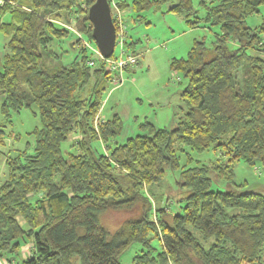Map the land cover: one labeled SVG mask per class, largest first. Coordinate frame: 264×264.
Listing matches in <instances>:
<instances>
[{
  "label": "trees",
  "instance_id": "16d2710c",
  "mask_svg": "<svg viewBox=\"0 0 264 264\" xmlns=\"http://www.w3.org/2000/svg\"><path fill=\"white\" fill-rule=\"evenodd\" d=\"M95 1L0 5V31L9 38L0 71L2 111L9 117L34 104L42 121L33 133V151L12 159L0 184V260L122 264L121 254L138 244L133 264H264V195L239 187L215 191L211 178L214 173L234 184L241 161L264 169V24L247 25L264 0H198L205 22L221 32L211 56L203 41H195L186 58L172 62L188 80L181 93L185 110L172 129L147 123L148 133L122 144L115 142L119 116H99L104 92L118 73L88 55L82 39L72 46L80 49L72 62L55 54L49 62L45 55L72 34L61 21L67 27L74 22L94 41L88 9ZM127 1L119 0L120 10L129 7ZM157 1L133 0L134 9ZM194 1L179 0L170 11L189 17L196 14ZM8 13L11 21L2 22ZM198 23L197 17L190 21ZM210 149L218 155L210 164L194 159L193 153ZM167 171L178 172L176 188L188 191L177 209L172 199L163 203ZM109 212L135 214L110 233L101 221ZM27 245L30 253L20 259Z\"/></svg>",
  "mask_w": 264,
  "mask_h": 264
},
{
  "label": "rangeland",
  "instance_id": "374dc122",
  "mask_svg": "<svg viewBox=\"0 0 264 264\" xmlns=\"http://www.w3.org/2000/svg\"><path fill=\"white\" fill-rule=\"evenodd\" d=\"M159 1V0H158ZM153 2L151 7L136 11L133 0H128L129 7L120 10L125 27V51L134 55L137 63L122 73L120 80L109 83L104 92L103 104L99 116L102 120L113 119L118 115L121 121V134L115 142L125 143L129 138L148 133L147 123L152 124L156 129H172L178 116L182 114L181 93L188 80L181 71L172 68L175 59H182L188 56L189 51L194 46L195 41H203L209 48V55L213 53V45L216 43V36L220 34V27L209 25L205 22V9L198 0L194 1V11L196 14H177L170 11V8L177 4L179 0H162ZM118 4L119 0H115ZM4 2L0 1V5ZM116 4V10L118 8ZM113 11V10H112ZM199 19L197 26L190 24V21ZM11 14L2 17V22H10ZM58 22L60 26L70 29L71 36L62 42L55 41L50 45V51H45L49 62L55 61L54 55L62 57V62L67 64L80 56V49H73V44L78 39H83L90 48L81 40L80 45L89 49L88 55H95L91 48H97L94 41L90 40L72 23ZM76 22V21H75ZM264 24V7L259 9V13L247 18V25L251 28H259ZM264 38V37H263ZM72 39V42L68 43ZM120 40V38H119ZM9 38L0 31V71L5 55L8 53ZM72 44V45H71ZM70 47L71 50L68 49ZM232 49L236 48L235 43H230ZM91 49V50H90ZM62 54V55H60ZM122 47L117 44L114 52V59H120ZM126 56L124 55L123 58ZM97 58V57H96ZM4 96L0 94V184L8 179L9 162L22 152H32L35 145L34 132L42 128V121L39 109L36 105L24 108L20 112H11L6 117L2 111ZM178 114V115H177ZM71 141L63 144V150H70ZM100 148L104 145L100 142ZM196 160L210 164L218 155L213 149L201 154L193 153ZM234 184L221 179H217L214 173L211 174L212 189L215 191H230L238 188L245 191H253L264 195V169L260 166H249L241 161L235 168ZM179 173L167 171L166 180L163 182L161 194L164 196L163 203H172L177 209V200L188 195V191L176 188V180ZM170 196V197H168ZM165 197L168 200H165ZM171 204V203H170ZM169 204V205H170ZM134 212H109L101 218L102 224L110 233H113L123 220L133 216ZM20 224H24L18 218ZM29 245L23 247L21 258L30 253ZM141 250L138 244L129 246L120 256L122 264H133V258ZM29 252V253H28ZM264 259V251H263ZM13 258V257H11ZM19 260V259H17ZM17 260L9 262L7 259L0 260V264H18Z\"/></svg>",
  "mask_w": 264,
  "mask_h": 264
},
{
  "label": "water",
  "instance_id": "95a60500",
  "mask_svg": "<svg viewBox=\"0 0 264 264\" xmlns=\"http://www.w3.org/2000/svg\"><path fill=\"white\" fill-rule=\"evenodd\" d=\"M88 18L98 50L109 59L115 52L117 34L109 0H96L88 9Z\"/></svg>",
  "mask_w": 264,
  "mask_h": 264
},
{
  "label": "built area",
  "instance_id": "2783aa9c",
  "mask_svg": "<svg viewBox=\"0 0 264 264\" xmlns=\"http://www.w3.org/2000/svg\"><path fill=\"white\" fill-rule=\"evenodd\" d=\"M0 1H3L5 3L6 0H0ZM116 4L117 3L115 2V0H111V9L113 10L112 16H113L115 27H116V24L118 25V31L116 29V32H117V34H116V46H117V44H120L122 47L121 58L120 59H111V60L105 59L101 55L98 48H95V49L91 48V49L95 53L96 56H98L99 58L103 59L106 62V65H107V68L109 69V71H113V72L118 73V76L114 79V81L120 80L122 82L123 69L127 66L135 65L137 63V58L134 55L127 54V52L125 51V44L126 43L124 41V36H125L126 32H125V27L123 24L122 13H121L120 9L116 10V7H115ZM119 38H120V40H119ZM83 42L90 48V46L84 40H83ZM116 46H115V48H116ZM124 55L126 56L125 58H123ZM90 65H93V63L90 62Z\"/></svg>",
  "mask_w": 264,
  "mask_h": 264
}]
</instances>
